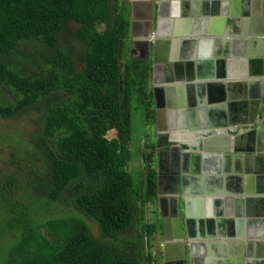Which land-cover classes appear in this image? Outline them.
<instances>
[{
    "label": "trees",
    "instance_id": "16d2710c",
    "mask_svg": "<svg viewBox=\"0 0 264 264\" xmlns=\"http://www.w3.org/2000/svg\"><path fill=\"white\" fill-rule=\"evenodd\" d=\"M130 22L128 0H0V96H14L0 119L38 114L23 151L10 145L0 163V264H161L151 249L161 219H145L158 195L148 131L139 179L127 168L133 113L142 125L154 114L151 63L129 54ZM65 196L99 235L78 215L35 218Z\"/></svg>",
    "mask_w": 264,
    "mask_h": 264
},
{
    "label": "water",
    "instance_id": "95a60500",
    "mask_svg": "<svg viewBox=\"0 0 264 264\" xmlns=\"http://www.w3.org/2000/svg\"><path fill=\"white\" fill-rule=\"evenodd\" d=\"M241 1L244 7L247 9L248 5L253 2H257V12L260 14L257 16V23L259 27L256 29H249L247 27L248 21H250L249 13H245L244 19L237 15L235 24L239 26L243 22L245 28H243L242 34L245 37L241 48H243L244 57L241 62V76H257V79H252L241 82L244 85V94L240 96L242 101L240 104L244 108L245 116L242 121H226L223 125H217L214 122L218 120V114H212V124L205 129H195L191 130L190 133L180 135L179 133H173L169 135V141H171V146L169 149L170 158L166 161V164H172L171 169L166 170V174L169 172V176L162 171V162L160 161V171L158 173V195L157 202L159 204V209L162 217V223L164 228L165 241L175 239L174 245L175 256L173 258L177 259L176 264H188L187 253L191 251V246H193V227L190 225L193 222L191 218V208L195 200H201L204 196H210L212 200H217L219 202H227L228 204H233L235 206V211L233 213L236 215V220L241 224L240 228L244 230L251 229V223L257 222V227L260 226V234L263 233V223H264V104H263V89L262 82L264 83V0H232ZM218 4L224 3V8H228L229 1L217 0ZM132 19L130 22V48L129 52L131 57L140 59L150 58L151 47L159 48L163 42H176L175 39L179 36H188L191 33L190 29L178 30L175 27L169 33H165L160 27L159 20V10L158 3H152L151 0H132ZM185 6V12H187L188 1H183ZM234 4H232L233 6ZM143 10L144 20L142 22V27L140 29L136 28L139 24V9ZM240 8V6H239ZM238 14L235 12V7L232 9V15ZM226 16V15H225ZM228 19V24H225V31H213L215 33H222L228 36L221 37V42L230 45L232 42V36L239 33H234L233 28H231L230 21L232 17L225 18ZM247 24V25H246ZM243 26V27H244ZM230 28V30H227ZM213 27L209 30L211 31ZM251 31V34H250ZM188 33V34H186ZM151 36L153 39H151ZM165 36H173V39L163 40ZM238 36V35H237ZM261 36L260 38H256ZM175 39V40H174ZM174 40V41H173ZM186 42H191L189 38H183ZM211 40L216 41L217 38H212ZM219 40V39H218ZM136 45L138 48V56L136 50L132 47ZM217 54H215V62L212 60L204 65H199L200 68H195L198 64H194L192 67L189 66V72L187 77V82L185 87L179 85L177 90H185L189 92L191 98V104H202L206 100L211 102L210 106H215V101L218 98H223L225 95V87L228 85L235 86V81H230L227 78L228 73H224V62L232 63L233 58L229 56V52H225L221 48H217ZM224 52V53H223ZM227 57V58H226ZM219 65L220 68L216 67ZM156 66V61H154V68ZM152 72L153 83L157 82L156 69ZM220 70L223 72L221 73ZM228 70H231L228 68ZM182 76L180 78L185 79ZM260 77V78H259ZM167 82L172 83L174 80L171 77H167ZM157 88V89H156ZM154 87L155 92V107L158 104V98L156 93H159L160 87ZM166 89H175L174 85H166ZM192 95V96H191ZM251 100V101H250ZM230 103V102H229ZM225 104V103H224ZM238 105V104H237ZM194 114H192L193 118ZM224 118V117H223ZM255 125V127L248 128V125ZM237 126L241 128H248L249 131L243 130L242 132L236 133ZM195 134V135H194ZM197 139L195 142L194 138ZM186 138L189 143V147L183 150V144L180 142L181 139ZM156 147H160V141H157ZM175 156V157H174ZM171 162V160H174ZM193 163L196 166L203 167L206 172L203 173V192L197 193L188 184L190 179V172L193 167ZM213 173H210L211 169ZM167 167V165H166ZM168 168V167H167ZM201 169V168H200ZM216 171V172H214ZM256 172L259 177L253 176ZM251 173L253 175H251ZM211 174V175H210ZM254 177L257 181V190L251 189L252 178ZM249 178V179H248ZM162 179L166 180L168 185L163 186ZM246 180V182L244 181ZM247 184V186H246ZM200 189V187L198 188ZM204 196H200V195ZM241 196V197H240ZM257 202V206L249 204ZM184 203V211L181 210L180 203ZM247 203L248 210L246 212L243 210V205L241 203ZM185 224V232L183 228ZM257 229V235L259 230ZM246 232V231H244ZM244 232H238L237 235L244 234ZM251 236V235H249ZM187 238L189 245H184L183 239ZM244 240L239 244L237 251L233 252L234 255L242 256L244 258L239 259L242 264H251L255 262V241L248 238H243ZM259 243V242H258ZM172 245L169 243L165 244L164 249V259H168L169 247ZM188 246V250H185ZM260 256H264V243L260 242ZM257 263H264V259L256 258Z\"/></svg>",
    "mask_w": 264,
    "mask_h": 264
},
{
    "label": "crops",
    "instance_id": "0c3cea01",
    "mask_svg": "<svg viewBox=\"0 0 264 264\" xmlns=\"http://www.w3.org/2000/svg\"><path fill=\"white\" fill-rule=\"evenodd\" d=\"M128 1L131 7L132 0ZM151 1L152 3H158L160 27L165 33L171 32L175 29V27H177L176 29L178 30H191V33L188 36H179L175 38L178 39V41L172 42V44L171 41L163 42L164 44L160 45L159 48L156 49V47H151L150 49L149 61L151 63V79L154 61H156L154 70L156 69L157 71V82L153 83V81L150 79V88L153 95L154 114L153 119L148 121L147 124L152 130L159 134L160 138H162L160 139V147H156L155 155L156 167L159 173L160 161L164 162L165 159L170 157L169 149L171 146V141H169V135L173 133V131H178L184 135L186 133H190L191 130L198 128L200 130L205 129L209 126V124H212V114H218V120L214 122L217 125H223L226 121H242L245 116V112L242 110L244 105L242 106L240 104L242 101H239L240 96L244 94V85H242L241 82L244 81V79L247 81L257 79V76H241L244 75L241 74V62L244 57L243 48H241V45H244L242 42L244 41V38L251 36L245 37L244 34H242V32H244L243 28H245L243 22L240 23L239 26L236 24H231V28H233L234 33L239 34H237L238 36H232V42L230 45L226 44L225 42L222 43L220 40L221 37L228 38L227 35L222 33L213 34V31L215 30L219 32H224L226 30L225 24H228L229 21L228 19L225 20V18H229L230 16L232 17L233 15H230L229 11L234 9V6H231L229 3L230 1L228 2V8L226 9L224 8V3L218 4L216 1H214L213 5H209L208 3L206 4L207 0ZM183 1L189 2V5L186 9L187 12H185ZM257 4V2H254L249 4V7H247L250 21H248V25H246L249 29H256L259 27V23L254 20H257V16L260 15L257 12ZM238 12H241V8H238ZM235 17H237V15H235ZM244 17L245 15L242 18L244 19ZM138 20L139 24L136 25V28L140 29L144 20V14L141 7L139 9ZM212 27L213 29L209 31ZM227 30H230V28H227ZM186 37L191 39V42H186L183 40V38ZM212 38H217V40L213 41L211 40ZM256 38H259V36ZM167 39H173V36H165L163 38V40ZM128 41L130 48V36ZM132 47L136 50V54L138 56L140 53L137 52V46L133 45ZM217 48H221V50L223 49L227 53L229 52V56L227 57L233 58L232 63H228L226 61L224 62L225 65L223 67L224 73H228V76L230 75L227 80L229 79L230 81H235L236 84L235 86L228 85L225 87L224 97L216 99L215 106H210L211 102L209 100H206L202 104H191V98L189 96L188 90L186 91L185 88L183 90H177V88H179V85L185 87L186 82L188 81L186 76H188L189 66L192 67L194 64L196 65L198 63L195 66L196 68L197 66L204 65V63L206 64L209 61L212 62V60L214 61L215 65L216 62L214 55L218 53L216 50ZM218 66L219 65H216V67ZM197 68H200V66ZM218 68H220V66ZM228 68L231 70H228ZM220 72L223 73L221 70ZM182 76L186 78H180ZM167 77H171L174 82H167ZM168 84L174 85L175 89H166V85ZM154 87H160V90L158 91L159 93H156L158 98V104L156 107L154 101L155 92L153 91ZM262 92V98L264 101V89ZM192 114H194L193 118ZM248 126H254V124ZM238 127L239 126L235 127L234 129H237ZM196 139L197 137L194 138L193 141L195 142ZM180 142L183 144L182 149L187 151L189 147L188 142L190 141H187L186 138H183ZM160 152L162 153V158L160 157L159 161ZM138 156L140 159H142L140 154H138ZM191 168L192 170L190 172V176L191 178L196 179V183L192 186L193 190H195L197 193H204L202 178L203 173L206 172V170L203 167H200V165L196 166V163H193V167L191 166ZM215 169L216 167L213 166L210 173H213V170ZM252 173H254V175ZM252 173L251 175L260 178V175H258L256 172L253 171ZM251 178V189L253 188V190H257V181L254 177ZM244 181L246 182V180ZM262 182L264 185V178ZM199 187L200 189H198ZM200 196L204 195L201 194ZM212 199L213 198L210 196H204V198L201 200H195L191 208V218L193 219V222L190 224L193 227V246H191V251L195 259L193 264H242L239 259L244 257L234 255L233 252L237 251L239 246L238 243L242 242L244 240L243 238H248L252 241H255V262H251V264H261L256 262V258L264 259V256L259 257L261 252L259 243H264V223L262 225V234H260V226L257 227L256 225L257 222L251 223V229L244 230L246 231L244 232L240 228L241 224H239V222L236 220V215L233 213V211H235V206L224 201L219 202ZM156 203L159 207L158 202ZM248 203L254 207L257 206L256 201L253 203ZM241 205H243V210L246 212L249 205L246 202L241 203ZM156 211V214L158 213V217L161 219L162 224L160 209H156ZM256 228L259 230L258 235ZM237 231L244 232V234L237 235ZM156 249L162 261L161 264H166L163 248L157 246Z\"/></svg>",
    "mask_w": 264,
    "mask_h": 264
},
{
    "label": "rangeland",
    "instance_id": "374dc122",
    "mask_svg": "<svg viewBox=\"0 0 264 264\" xmlns=\"http://www.w3.org/2000/svg\"><path fill=\"white\" fill-rule=\"evenodd\" d=\"M4 92L5 94L3 95V97L1 98L0 96V101L12 99L14 97L10 91L4 90ZM142 112L143 110H136L133 113V126H134L133 137L135 140L138 139V142H136V144H134L133 146V149H134L133 160H131L127 165L128 170L134 175L135 179H139V175H141V173L143 172L142 159H140L138 154H136L135 152L137 149V145L141 142V147H142V144L147 141L148 132L150 133L149 136H150V140L152 141H154L155 135L157 133L156 131L152 130L148 124L142 125V119H143ZM37 117H38V114L33 112L31 115L19 116L15 119L14 118L13 119H0V131L3 128L2 131L8 134V138L3 141V146L5 147L4 151L6 150V153H4L3 151V153L0 154V163H2V161L4 160H9L10 156L8 155L7 151L10 148V145L18 146L19 145L18 141L20 140V138H22L24 141H26L29 138V136L32 134V132L36 128L35 122H37L36 120ZM113 136H114V132L110 131L109 137H113ZM18 149L20 150V152L23 151L20 145L18 146ZM56 204L58 203L53 204L48 209L45 206H39L38 213L36 214L37 217L35 218L39 219L40 217V218L46 219L52 216L78 215L88 223V225L93 230L94 234L99 235L97 222L87 217L86 215H84L78 209H75L74 205L71 202V198L69 196L64 197V202L58 205ZM180 204H181V207H184L183 202H181ZM155 209L159 210L157 203L155 204L149 203L146 205V209H145L146 210V213H145L146 221H149V222L154 221L155 214H156L154 212ZM77 211H79L80 215L78 214ZM137 228H138V224L134 228L135 232ZM134 231L127 233V235L132 236L133 234L131 233H135ZM9 237H12V236H9ZM161 240L162 239L160 238L159 233L155 234V239H152L153 244H152L151 249L154 254H157V256H159L157 253V249H156L157 246H159L160 248H163L161 246ZM162 245H163V242H162ZM187 260H188V264H190L188 253H187ZM160 263H162L161 259H160Z\"/></svg>",
    "mask_w": 264,
    "mask_h": 264
},
{
    "label": "flooded vegetation",
    "instance_id": "af4514ba",
    "mask_svg": "<svg viewBox=\"0 0 264 264\" xmlns=\"http://www.w3.org/2000/svg\"><path fill=\"white\" fill-rule=\"evenodd\" d=\"M214 1H217V0H207L206 1V4L208 3L209 5H213L214 4ZM223 1V0H222ZM226 1H230L229 3L231 4V6H232V4H234L233 6L235 7V12H237L238 14H236V15H240V17H243L244 15H245V13H247V9L244 7V5H243V3L241 4V3H239V2H241V1H232V0H226ZM252 3H254L253 1H251V3L250 4H252ZM219 4H221V2L219 3ZM239 6H240V8H241V12L239 13L238 12V8H239ZM230 12V15H232V9L229 11ZM235 21H236V18H235V16L233 15L232 16V19H231V21H230V24H232V25H234L235 24ZM264 86V83L262 82V87ZM263 104H264V101H263ZM251 127H255V125L254 126H248V128H251ZM248 128H245V129H243V128H241V126H239V128L236 130V133H237V131L238 132H242L243 130L245 131V130H247V131H249V129ZM264 138V137H263ZM160 139H162V138H160V136H159V134L158 133H156V136H155V138H154V141L156 142V144H157V140L158 141H160ZM162 144V143H161ZM162 153L160 152L159 153V161H160V157L162 158ZM175 157V156H174ZM173 157V158H174ZM174 161H175V159H174ZM173 161V162H174ZM161 167V166H160ZM192 189V188H191ZM180 207H181V205H180ZM181 210L182 211H184V207H181ZM185 224H183V230H184V232H185ZM164 228H163V223L161 224V230L159 231V236H160V238L162 239L161 240V246L163 247V253H164V249H165V244L166 243H169V244H171L172 246L171 247H169V249H168V251L166 250V252H168V259L166 260V264H176L177 262H178V260L177 259H175V258H173L174 256H175V248H174V245H175V243L176 242H180V241H176L175 239H173V240H168V241H165V237H164ZM193 240V239H192ZM183 241H184V245H187V243H188V245H189V241H188V239L187 238H184L183 239ZM162 242H163V245H162ZM193 242V241H192ZM185 250H188V246H187V248L185 249ZM195 255V254H194ZM189 262H190V264H193V262H195V259H194V256H193V254H192V251H191V253H189Z\"/></svg>",
    "mask_w": 264,
    "mask_h": 264
},
{
    "label": "bare ground",
    "instance_id": "6f19581e",
    "mask_svg": "<svg viewBox=\"0 0 264 264\" xmlns=\"http://www.w3.org/2000/svg\"><path fill=\"white\" fill-rule=\"evenodd\" d=\"M261 37V36H260ZM259 37V38H260ZM179 133L178 131H173V133ZM173 133H171L172 135H173ZM170 134V135H171ZM180 135H182L183 133H179ZM169 158L170 157H168L167 159H165L164 160V162L162 161V171L165 173L166 172V170H168L169 169V166H170V169H171V166H172V164H166V161H169ZM174 159V158H173ZM174 160H171V162H173ZM166 165H167V167H166ZM166 174V173H165ZM166 177L167 176H169V172L165 175ZM162 182H163V186H165L166 184L168 185V183H167V181L164 179H162ZM196 183V179H193V178H191L190 177V179H189V181H188V184H189V186L191 187V188H193L192 186L194 185ZM171 240H173V239H171Z\"/></svg>",
    "mask_w": 264,
    "mask_h": 264
},
{
    "label": "built area",
    "instance_id": "2783aa9c",
    "mask_svg": "<svg viewBox=\"0 0 264 264\" xmlns=\"http://www.w3.org/2000/svg\"><path fill=\"white\" fill-rule=\"evenodd\" d=\"M151 39H153L152 36H151Z\"/></svg>",
    "mask_w": 264,
    "mask_h": 264
}]
</instances>
